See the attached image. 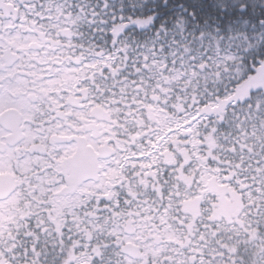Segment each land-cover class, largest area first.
<instances>
[{"label":"snow or ice","instance_id":"6c2138e0","mask_svg":"<svg viewBox=\"0 0 264 264\" xmlns=\"http://www.w3.org/2000/svg\"><path fill=\"white\" fill-rule=\"evenodd\" d=\"M0 264H264V0H0Z\"/></svg>","mask_w":264,"mask_h":264}]
</instances>
